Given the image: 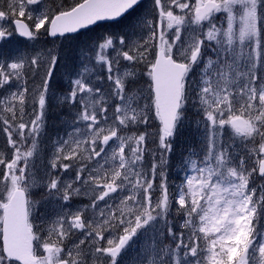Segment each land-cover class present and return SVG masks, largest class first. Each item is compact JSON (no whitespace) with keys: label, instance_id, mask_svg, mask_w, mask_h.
I'll list each match as a JSON object with an SVG mask.
<instances>
[{"label":"rangeland","instance_id":"1","mask_svg":"<svg viewBox=\"0 0 264 264\" xmlns=\"http://www.w3.org/2000/svg\"><path fill=\"white\" fill-rule=\"evenodd\" d=\"M207 1H218L219 8L205 22H199L194 12ZM229 1L148 0L129 25L120 28L116 37L124 36L122 41L116 42L109 35L89 47L81 42H90L84 35L77 41L60 43L61 48L77 45V67L58 79L64 77L70 84V93L61 103H66V98L80 97L84 101L82 112L76 115L79 122H60L52 145L42 140L41 154L21 166L23 158L31 155L21 145L32 150L39 136L47 135L45 105H38L32 112L37 103L27 101L32 99V91L26 93L22 87L26 63L20 51L4 49L0 54V121L12 131L10 139L20 152H8V147L3 153L0 231L2 206L15 188L25 183L38 199V193L49 185V195L34 203L30 217L31 229H38L36 236L43 244L39 264L61 260L82 264L86 257L84 264H104L123 247L129 248L132 264H264V174L259 173L264 155V0ZM0 7L5 12L0 22V47L15 42L11 21L16 18L25 19L43 39L47 15L54 10L43 0H0ZM134 22L138 25L132 31ZM44 44L39 41L37 48ZM162 49L189 65V82L185 85L188 108L184 101L186 110L182 113L186 111V126L192 137L201 140L197 151L181 157L179 170L184 175V186L177 198L181 207L192 208L197 214L200 232L191 235L192 225L187 223L179 240L190 241L191 249L178 253L173 250L168 256L157 247L161 228L147 224L157 222L158 208L169 206L172 197L170 202L169 198L153 201L148 197L146 205L140 203L138 191L142 185L150 187L153 180L140 179L134 156L133 160L121 158L125 142L113 126L144 106L134 101L127 88L144 90V72L139 65L144 62L142 55L148 52L146 62ZM48 53L46 48L30 58L38 60ZM45 71L41 68V74ZM104 104L111 111L104 106L99 113ZM236 118L246 121L244 132L232 127ZM225 136L233 142L228 144ZM241 153L249 156L246 166L250 170L242 167ZM61 156L64 160L58 163ZM75 159L79 169L68 172L64 166H72ZM20 167L27 169L29 178L40 175L39 183L36 179L24 181ZM99 184H103L106 194L99 195ZM71 186L75 188L73 199L65 193ZM161 187L166 193L165 185ZM94 194L98 197L96 215L100 220L86 221L96 225V235H104V242L93 249L92 240L86 245L87 255L79 257L84 239L64 233L72 225L81 231L73 220L81 218L85 206H95L85 203ZM123 215L126 220L118 223ZM166 239L171 243L170 235ZM0 264L7 263L0 259Z\"/></svg>","mask_w":264,"mask_h":264},{"label":"trees","instance_id":"2","mask_svg":"<svg viewBox=\"0 0 264 264\" xmlns=\"http://www.w3.org/2000/svg\"><path fill=\"white\" fill-rule=\"evenodd\" d=\"M43 1H45V3H48L50 9H54L47 15V18L50 19L51 16L54 15V13L58 14L60 12L69 10L84 0ZM134 15L135 13L114 24L100 25L96 27L86 35L88 41H90L88 42V44H92L93 46H95L97 45V41H100V39L102 38H105L109 35H118L120 28L129 25V18L134 19ZM136 25L137 22H134L133 26L135 27ZM45 36L46 35L44 34L43 39L40 40L41 42H45L48 51L53 52V56L55 59L50 76V81L48 79L49 89H52L53 91H65L63 84L60 82L63 77L60 81L58 77L63 73V64L65 63L66 59L65 57L71 54V50L68 47L61 48L59 45H57L58 41L51 42L46 39ZM15 40L23 45L25 44L17 38H15ZM75 40L77 41L78 38H76ZM81 42L87 43L83 40ZM45 44L39 49L35 48V50H44ZM61 56H63L62 59L60 58ZM30 73L32 72L30 71ZM33 83L35 85V82ZM47 110V135L42 138L43 143H52L55 140L53 139V137L54 135L56 136V131L59 132V130H57V126H59L58 124L62 122V120H75L76 115L80 112L81 108L78 104L70 106V104L61 105L51 102L48 104ZM179 130L180 131L174 137L172 142L166 141L163 144L160 137L158 124H143L140 119H134L129 120L126 123L125 127L121 129L122 133L126 134L129 132H134V135L136 137H145V145L138 150L136 157L139 161L142 162L143 169L141 171V178L143 176H148L150 179H152V175H154L153 185H155L156 189L158 190L157 196L161 195V193L163 192L161 190L162 185H165V187L167 188L166 191H168V187L172 186V194H177L178 187L182 184L184 180L182 172L179 171V169L181 168V162L183 161L181 157L184 158L183 155L186 156L187 153L191 152L193 149H196L198 147L197 139L195 137H192L191 132H189L186 127H182ZM51 132H54V134H52V137H50ZM8 133L9 130L6 127L0 126V155L5 152V148H8ZM25 147L28 146L25 145ZM160 154L162 155L160 156ZM153 158L156 160L151 161V159ZM29 160V158L26 159V161ZM76 166L77 162L75 160V162H72V166L68 165V169L72 170L74 167L76 168ZM22 175L24 179L28 177V171L25 167H23ZM35 176L40 178V175ZM176 203L177 201H175L174 205L171 206V208L167 211L168 214L167 219L165 221V231L167 233L170 232L175 236H177V234H179L181 231L185 232L184 228H181L180 230V226L184 218V209L177 207L178 205ZM192 221H197V219L192 218ZM191 247V244H189L187 248H185L183 245H179L174 248L178 251H188L191 249Z\"/></svg>","mask_w":264,"mask_h":264},{"label":"water","instance_id":"3","mask_svg":"<svg viewBox=\"0 0 264 264\" xmlns=\"http://www.w3.org/2000/svg\"><path fill=\"white\" fill-rule=\"evenodd\" d=\"M143 0H88L72 11L56 16L49 26L48 36L56 39L75 35L85 29L93 28L100 23L115 22L126 16ZM216 5L206 4L196 15L202 19L210 13ZM14 26L18 36L31 40L32 34L28 26L22 21H15ZM186 73V66H180L160 55L157 59L153 78L154 90L157 96L159 111L164 123V129L173 128L175 115L179 106L180 93L167 103L163 97V87H174L179 84ZM162 86V88H160ZM180 90V88H179ZM174 95L178 90L171 91ZM173 95V96H174ZM235 126L243 128L240 120L234 122ZM264 170V163L262 165ZM3 250L4 255L11 261L20 264H35L32 258L33 237L28 231L25 195L16 191L8 206L4 207L3 221Z\"/></svg>","mask_w":264,"mask_h":264},{"label":"bare ground","instance_id":"4","mask_svg":"<svg viewBox=\"0 0 264 264\" xmlns=\"http://www.w3.org/2000/svg\"><path fill=\"white\" fill-rule=\"evenodd\" d=\"M74 59L75 55L73 53L66 57L65 63L63 64V71L70 73L73 68L77 67Z\"/></svg>","mask_w":264,"mask_h":264}]
</instances>
